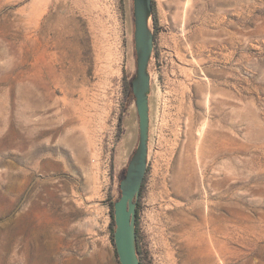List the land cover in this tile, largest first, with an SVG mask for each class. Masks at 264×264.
<instances>
[{"label": "rangeland", "instance_id": "rangeland-1", "mask_svg": "<svg viewBox=\"0 0 264 264\" xmlns=\"http://www.w3.org/2000/svg\"><path fill=\"white\" fill-rule=\"evenodd\" d=\"M131 5L0 0V264H117L109 205L138 137ZM154 5L149 264H264V0Z\"/></svg>", "mask_w": 264, "mask_h": 264}, {"label": "water", "instance_id": "water-1", "mask_svg": "<svg viewBox=\"0 0 264 264\" xmlns=\"http://www.w3.org/2000/svg\"><path fill=\"white\" fill-rule=\"evenodd\" d=\"M132 11L136 70L131 86L138 117V137L125 174L119 181L120 196L113 204V240L120 264H140L136 253L135 210L148 164L149 61L154 45L153 30L149 26L152 0H132Z\"/></svg>", "mask_w": 264, "mask_h": 264}, {"label": "trees", "instance_id": "trees-1", "mask_svg": "<svg viewBox=\"0 0 264 264\" xmlns=\"http://www.w3.org/2000/svg\"><path fill=\"white\" fill-rule=\"evenodd\" d=\"M154 10H155L154 0H152V15L154 14ZM131 11H132V5H131ZM132 15H133V11H132ZM149 22H150V20H149ZM149 26H150V23H149ZM153 34H154V38H155L154 30H153ZM132 43H133V37H132ZM153 56H154V45H153L152 57ZM149 67H150V62H149ZM133 77H134V74L131 75L130 77H128L127 75L124 74V77H123V94H124V98H125V103H124L125 105L134 102V95H133L132 86H131V80ZM151 81L152 80L150 79V83H151ZM125 170H126V167L123 169L121 176H120V179H122V177L124 176ZM146 172H147V170H146ZM145 177H146V174H145L144 179H143L142 184H141V188H140V192H139V198H138L136 210H135L136 253H137V257L139 259L140 264H149L148 253H147V250H146L144 243H143V237L144 236H143V232L140 229V222H139V211H140L139 199H140L142 189L144 186ZM116 200L117 199H115L114 201H111L110 205H109L110 222H109L108 228H109L110 240H111V243L113 246V252H114L115 259H116V263L120 264L116 250H115L114 240H113V232H114V227H115L114 219H113V204Z\"/></svg>", "mask_w": 264, "mask_h": 264}]
</instances>
